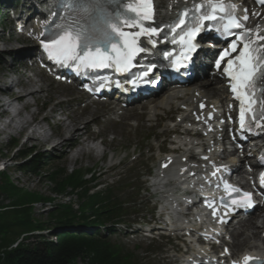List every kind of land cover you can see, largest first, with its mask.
<instances>
[{
	"label": "rangeland",
	"instance_id": "1",
	"mask_svg": "<svg viewBox=\"0 0 264 264\" xmlns=\"http://www.w3.org/2000/svg\"><path fill=\"white\" fill-rule=\"evenodd\" d=\"M32 45L33 44L29 42L28 43L24 42L23 44L18 43V44H13L10 47L9 45L7 46V48H9V50L11 51L9 52L2 51L3 54L7 52L8 55H5L6 61L2 62V64L0 65V92H2L1 90L3 89L2 85L6 86V83H9L10 81V77H11L10 75L11 69H9L10 62H12L13 64L16 62L14 61V57L13 58L9 57V55L13 53L12 50H14V48H17V50L22 48L26 49L28 47H31ZM18 54L23 55L24 57L23 52H19ZM16 56H17L16 60L21 58L17 54ZM17 69L20 72L23 73L25 72L24 67L21 65ZM30 76L31 75L28 76L22 75L21 78L18 80H20L21 83L22 81L24 83V82H29V80L32 79L33 84H30V86L35 85L36 86L35 89L37 90L40 87L42 88V91L38 92V95L35 99V101L39 106L38 109L40 110L38 111V109L34 107L33 109H30L28 112L26 111L23 112L21 116L23 118L26 117L28 118L30 112H35V111L39 112L37 119L39 122H41L40 126H36L35 123L32 124L31 122L32 124V125L30 124L31 127L33 126L38 129L42 128V130L46 131L44 127L45 122H42L41 119L45 115L50 116L55 114V117H50V118L55 119L57 121V118L62 119L64 117L65 115L64 112L66 111H68L67 112L68 114H71L72 116H76L77 119H79V121L77 122L79 124H82L81 122L83 121L89 120L88 128L84 129V131H81L79 134H77L74 140L65 143L63 146L60 145L55 149H51L52 145L60 142L62 139L69 137L68 133L62 132L64 134L62 135L60 134L58 138H55L54 135L52 137V140L49 142L37 141L40 140V138L37 139L38 134H40V130H38V132L36 130V132L34 133V128H30V126H27L25 128V131H23L22 133L16 134L17 132L15 130H12L10 135V133L3 131L5 128L4 125L9 123L10 120L5 115L0 117V165L6 167L2 173L7 174L10 177L14 186H16L15 188L21 190L22 193L37 192L40 193L43 197L51 198L53 200L55 199L53 203L51 202L47 206H41L40 204H37L34 207H32L31 212L33 213L34 218L41 219L43 222L45 221L48 222L49 211L51 209H55V207L63 206V205H55V204H59V202H62L63 204L69 207L71 204L75 206L76 202L78 203L77 197H74L73 199H71V201H69L70 199H68L67 192L70 191L69 190L70 187H67L66 190L63 192V194L60 197H58L53 192V189H55V185L47 179V174L51 173L52 171L60 169L64 172L65 179L70 175H76V176L79 175L83 178V180L84 178L89 180L90 176L88 175V173L92 171L95 174L96 181L100 186H98L91 193L97 191H103L107 189V187H113V193L115 195H118L121 201L123 202L133 201V202H137V205L141 204L138 205L139 207L136 209L131 208L125 211V214L128 213L137 214L136 213L137 211L139 212L142 211L140 216L143 219H139V221L145 222L144 227H141L144 231H146L144 233H147V231L154 226L164 227L163 226L164 224H162L160 221L153 222L154 220L151 214L152 209L155 207L154 205L155 204L161 205L162 204L161 202L164 201L160 197L153 196L152 195L153 191L152 190L150 191L148 188L150 187L152 179L156 175V171L158 169V162L162 159L161 157L163 155L160 154L162 153L161 151H166V152L170 151L169 144L172 135L168 136V133L165 134L164 129L166 128V126L172 123H169L167 120H165L162 123H160L161 121L160 122L152 121L150 123L147 120V118H145V116L147 117L146 112L148 110V106H146L145 103L138 105L134 108V111H129L128 115L123 116L125 117V120L123 122L116 123L117 122L116 121L115 123H113L111 120L109 121V119L105 121V127L106 128L109 127L108 132L105 134L106 136L105 142L102 143V146L106 149V153H107L106 157L96 158L97 153H99L100 151L102 153L103 151L102 148H99V150H97V152L95 153H89L91 150L87 149L86 151L87 153L77 157L76 161L73 162L72 156L75 155V150L78 147H80L79 144H85L87 147V142L89 139H86L87 138L86 135L87 136L95 135V132L98 129L100 130L101 124L105 120L104 115H102L101 109L98 105L91 108L87 107L86 110L85 109L82 110L81 108L85 106L87 103L81 102L80 104H78L79 101L74 103L76 104L74 108L76 110L73 109L71 111L69 108L64 107L60 111V108L58 109V107H62L63 105H65V102H63L64 104L59 105L61 100H66V98L70 100L73 97L74 98L80 97V94L76 91L75 92L69 91L68 87L55 85L46 79L44 83V80L38 75L37 78H30ZM38 80H40L41 82H36ZM49 85L52 86L49 87ZM13 88H15V90L12 91L11 94L15 99V97L20 95L21 92L16 91L17 85H14ZM4 89H6V87H4ZM51 89H53V91ZM55 89H59V90H55ZM4 91H7V89ZM70 92H72V94ZM61 93H63L64 95ZM11 94L8 93L9 98H7L6 96H4L5 98L1 97L0 103L1 102L3 103V101L5 103L8 101L10 102L13 101V98H10ZM33 101L34 100H32L31 102L33 103ZM19 104L20 103L17 102L14 104V106L16 108H20L21 104L20 105ZM43 104L44 106L41 107ZM142 107H144L145 109L147 108L145 112L146 115L139 114L141 113L140 109ZM110 109L111 108L108 109L107 111L108 113L110 112ZM91 111H94L93 116L89 114ZM74 112H76V114ZM83 112H85L84 116H80ZM172 114H170L169 116L171 117ZM4 116L7 118H4ZM59 121L60 120H58L57 122L59 123ZM172 121L174 122V120ZM53 122H50V125H52ZM155 125L158 126L152 128ZM80 128L82 130V126ZM42 135L45 134L42 133ZM72 142H74V144H72ZM157 144L162 145L163 148L161 150H158ZM92 148H98V147L96 146ZM30 150L33 151L32 153L34 155L42 154L48 157L49 159L51 158L47 164L46 170H44L40 176L26 175L23 172L17 170L16 165L20 164L17 162L19 151H30ZM111 165L115 167L113 170L110 169ZM146 174H150L151 178L149 179L145 177ZM1 178L2 177H0V180ZM8 203L10 202L6 201L4 204L8 205ZM35 213L36 215H34ZM138 216L139 215H135L127 219V221L132 223L134 220H136L135 218ZM259 219L261 218L259 217L258 214L254 216L250 222H254L255 224H257V221ZM147 224H149V226H147ZM135 239H136L135 237L129 236L126 239L123 238V242L118 241L116 239L113 240L114 242H121L131 253L135 255L137 261L144 259L146 257L147 254L145 253V250H151V252L156 253V252H160L162 248V254L158 253L155 256H153L152 264H171L170 263L172 260L171 247L168 245L167 241L156 242L154 246L147 249V245H148L147 240L140 238L134 241ZM43 240L48 241L49 239L43 237ZM259 240L260 239L253 241L256 243ZM18 242L19 241L15 242L13 247H16ZM136 245H140L139 246L140 249L136 248L137 247ZM247 248L248 246L241 247L240 251L243 249L245 250Z\"/></svg>",
	"mask_w": 264,
	"mask_h": 264
},
{
	"label": "snow or ice",
	"instance_id": "2",
	"mask_svg": "<svg viewBox=\"0 0 264 264\" xmlns=\"http://www.w3.org/2000/svg\"><path fill=\"white\" fill-rule=\"evenodd\" d=\"M64 2L74 12L89 11L87 7H71L74 0H64ZM87 2L94 6L92 7L94 15L88 17L78 15L75 19L70 15L64 23L56 25V32L50 40L42 41L43 51L47 53L49 60L55 61L62 67H115L118 71H127L133 66V62L140 53L147 52V49L141 46V37L146 38L147 42L155 47L156 41L152 37L159 36L160 30L147 26L145 23L153 20L155 12L153 0H131L123 7V10L117 13L110 12L107 6L115 5L119 3V0H87ZM261 2L264 3V0ZM210 8L211 11L208 14L200 17L201 21H216L215 13L225 12L224 6L220 4H210ZM182 16L187 17L188 11H183ZM80 20H93L94 23L87 26L86 23H79ZM247 20V15L243 17V20L231 16L222 29L197 24L181 36V53L177 54L182 57L179 62L180 68L195 73L197 71L196 60L199 59L198 36L209 31L218 37H234L227 47L212 54V64L230 81V90L240 103L239 124L242 130L259 126L260 121L264 120V108L260 109L259 116L256 115L257 108L260 104H264V100H258L255 95L258 89L264 95V87H262L264 50L255 46L250 48L248 42L250 37L247 32L243 31L244 21ZM175 27H180L181 31H184L185 19L179 18ZM125 28H135L138 31H125ZM237 52L238 54L232 57V54ZM154 68V64L148 65L142 74L143 77H149ZM180 68L175 70L179 71ZM147 83L155 86L158 81L148 79ZM203 107L202 104L201 108ZM211 118V116L208 117V119ZM245 197L247 203L244 198H241L233 200L232 204L238 207L252 206L250 194H245ZM208 206H212V202H208ZM215 211L214 208L213 215Z\"/></svg>",
	"mask_w": 264,
	"mask_h": 264
},
{
	"label": "trees",
	"instance_id": "3",
	"mask_svg": "<svg viewBox=\"0 0 264 264\" xmlns=\"http://www.w3.org/2000/svg\"><path fill=\"white\" fill-rule=\"evenodd\" d=\"M32 152L19 151L17 170L40 176L47 168L48 159ZM0 175V264H133L130 254L106 239L93 233L65 230L83 226L95 228L119 218L120 206L113 202L109 193L89 194L88 183L81 176L70 175L65 179L62 170L52 171L47 174V179L55 185L54 193L62 194L67 187L82 190L78 197L81 212L79 215L68 206H59L49 212L48 222H43L34 218L32 205L51 198L37 192L22 193L7 174ZM6 201L10 203L5 205ZM53 223L55 229H60L55 233V242L29 235L13 247L24 234L52 227Z\"/></svg>",
	"mask_w": 264,
	"mask_h": 264
},
{
	"label": "bare ground",
	"instance_id": "4",
	"mask_svg": "<svg viewBox=\"0 0 264 264\" xmlns=\"http://www.w3.org/2000/svg\"><path fill=\"white\" fill-rule=\"evenodd\" d=\"M185 1H188V0H161V2L160 0H158L159 10L162 11L161 17L165 18V17L171 16L174 13L175 8L180 3L185 2ZM253 26L256 27L255 32H260V38L264 37V17L262 16L261 18L257 19L254 22ZM30 78H37V75L34 74L33 76H30ZM36 82H41V81L38 80ZM28 83L33 84L32 79H30ZM14 85L21 86L22 83L20 80L18 81L12 80L9 85V88L13 87ZM2 87H5V85H2ZM6 89L8 88L6 87ZM39 91L40 92L42 91L41 87L38 90L30 91L22 95H18V94H17L18 96L15 95L16 97L12 103H1L0 117L5 115L10 120L9 123L4 125L5 128L3 131L10 133L11 135V131L15 130L17 132L16 134H19L25 131V128L27 126H30L31 122L32 124L35 123L36 126H40L41 122H39L37 119L38 118L37 111L30 112L28 118L21 117L23 112L25 111L28 112L30 109H33L34 107L37 109L39 108L37 102L35 101ZM32 100H34L33 103L31 102ZM226 100H227V95L225 93L223 86H221V81L219 77L217 76V74H214V75L210 74L208 80L204 81L201 84H196L188 88H183L181 90L167 93L161 99L150 102L148 104V110L146 112L147 120L150 123L152 121L160 122V121H164L170 118L169 116L170 114L178 113L179 114L178 119L179 118L182 119L183 123L188 125L191 122L190 115H191L192 109L195 108V110H197L199 104H205L207 107V110H211L210 108H213L216 110V109H219V105L223 104V102ZM17 102L21 104L20 108H16L14 106V104ZM63 102L64 101L61 100L59 105L64 104ZM86 109L87 107L85 108V110ZM181 109L189 110V112L184 110L180 114ZM39 110L40 109H38V111ZM67 112L68 111L64 112L65 115L62 119L57 118V121L60 120L59 121L60 127L62 128L64 133H68L69 137L62 139L58 143H55L54 145H52L51 149H55L60 145L63 146L65 143L74 140L77 134H79L81 131H84V129L88 128L89 120L83 121L81 122L82 124H79L77 123L79 119H77L76 116H72L71 114H68ZM114 112H116V107H111L109 113H114ZM118 112L119 110H117V113ZM74 113L76 114V112ZM84 113L85 112H83L80 116H84ZM89 114L93 116L94 111H91ZM203 115L207 117L208 112L203 113ZM46 116L49 118L55 117V114L50 115V116L46 115ZM43 121L45 122V124H47L45 120ZM13 125H15L16 127ZM47 125L50 129L47 131L44 130L42 132L45 135H42L40 131V134H38L37 136V139L40 138V140H37V141L49 142L52 140V137L56 135L55 134L56 131L54 132L52 126L50 124H47ZM81 126H82V130L80 128ZM198 128H199L198 125L193 126V130L198 129ZM186 129H188L187 126L182 127L181 124L178 122L174 124V126H169L168 128H166L167 132H170V131L174 132L175 137H172L170 145H171L172 150L174 151L178 150L179 153L178 155H170L164 159L165 163H167L171 159H174L176 161L175 165L173 166V169L169 170L165 174L159 173V176L154 177L152 181L153 187L159 190H165L164 195L166 196L164 197V199H166L165 208L167 210V214L162 219L165 222H167V225L170 227L171 231L181 228V223H182V219L180 218L179 212H178L179 208L175 206V203L180 202L182 198L177 188L176 181L177 179L183 178L185 175V166L183 165V160L188 157L187 152L190 149L194 150L195 152H199L205 147L204 145L205 143H207V145L210 146L211 142L213 141L212 138H209L206 142H204L203 140H201L200 138H197L192 133L186 132ZM178 130H180L179 133H178ZM35 132L36 131L34 130V133ZM72 144H74V142H72ZM216 145L219 146L220 143L217 142ZM79 146L80 147H78L75 150V155L72 156L73 162L76 161L77 157L87 153L86 152L87 149L91 150L90 152L88 151L89 153H95L98 150V148H92L88 146L86 147L85 144H79ZM211 148L212 147H207L205 148V150H210ZM192 153L193 152H191V154ZM216 153H217V150H214L213 155L215 156ZM101 157H102V153L100 151L99 153L96 154V158H101ZM166 181H168V183H166ZM163 210L165 209L163 208ZM261 214H262L261 219H263V222L261 223L262 226L249 221L245 223L244 226H241L239 229L233 232L235 239L237 241L236 242L237 244L235 243L233 245V248L235 251H239L240 246H244V245L245 246L249 245V249H250L249 251L259 249L258 245L254 244L253 240L260 239L261 235L264 234V207L261 210ZM258 230H261V231H258Z\"/></svg>",
	"mask_w": 264,
	"mask_h": 264
}]
</instances>
